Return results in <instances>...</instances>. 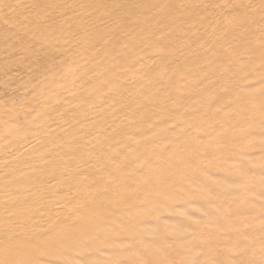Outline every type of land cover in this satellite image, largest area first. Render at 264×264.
I'll return each mask as SVG.
<instances>
[{
	"label": "bare ground",
	"instance_id": "6f19581e",
	"mask_svg": "<svg viewBox=\"0 0 264 264\" xmlns=\"http://www.w3.org/2000/svg\"><path fill=\"white\" fill-rule=\"evenodd\" d=\"M1 81L0 264H195L130 240L188 222L224 159L199 264H263L264 0H0Z\"/></svg>",
	"mask_w": 264,
	"mask_h": 264
},
{
	"label": "rangeland",
	"instance_id": "374dc122",
	"mask_svg": "<svg viewBox=\"0 0 264 264\" xmlns=\"http://www.w3.org/2000/svg\"><path fill=\"white\" fill-rule=\"evenodd\" d=\"M222 38V37H221ZM221 39L219 38V41H220ZM13 75H15V73L13 74ZM9 77H11V75L9 76ZM4 79V80H3ZM2 80L3 81H5L6 80V77H4ZM1 84H0V100H3V98H5L4 100H6V99H8V98H14V100H15V102L17 103V96L20 94V92L19 91H15V88H16V86L15 85H11V87L10 86H7V84H3V82L1 81L0 82ZM1 85L3 86V87H1ZM11 93V94H10ZM17 93V94H16ZM8 94V95H7ZM9 95H11V97L9 96ZM13 95V96H12ZM249 96H250V94H249ZM223 99V100H222ZM227 101V98H219L214 104H212V105H215V104H219V105H222V104H224V102H226ZM238 125V124H237ZM239 126V125H238ZM237 145H239V144H235V145H231L230 146V148L231 149H237ZM254 156L255 155H253V157H249L248 158V156H245V159H247L248 161H249V164H250V166L252 167V166H254L255 164V162L258 160L257 159V157L255 156V160H254ZM260 158H262V159H260V160H258V161H260L259 163V165H263V163L264 162H262V160H263V158H264V155H262ZM226 160V161H225ZM228 161V162H227ZM264 161V160H263ZM224 162H226V164L224 163ZM232 162V163H231ZM235 162H237L238 163V161H235L234 159H231V160H227V159H224V160H222V161H220V162H218L219 164L216 166V169H214V168H211L210 170H209V173H211V174H213V175H211L210 174V182H211V185H212V187H214L211 191H209L210 189H204V188H200V187H197L196 189H197V191H198V194H200L199 196H197V198L198 197H200L201 196V194H203L204 193V201L203 200H201L200 202H199V204L197 203V198L196 197H193V196H191L190 195V193H187V195L189 196H191L192 197V200L191 199H189L190 201H189V206H187V208H182V210L185 212V213H187V215H188V222H186L184 225H180L179 223H177V221L176 220H174V219H172L171 218V216H166V217H164L163 219H162V221L160 222L161 224H163V225H167V226H164V227H166V228H171V235H169V232H168V234H167V236L166 237H164L166 240H167V242H165L164 243V240L165 239H159V238H157L156 236H154V234H152V233H154L153 232V230L152 229H154V228H160V224H155V225H152V226H149V228H148V230L147 231H149V232H147L146 231V233H145V235H143V236H141V237H139V238H136V239H134L133 241H131L130 240V244L131 245H133L134 247H133V256L130 258V259H133V260H138V261H144V260H147L148 258H153V257H155V255H156V252H152V253H149V252H146L144 249L145 248H147L148 246L149 247H157V249H158V251H161V250H164L165 248H167L168 247V249H173L174 247H176V246H180V244L179 243H181L182 245H184V242H185V244H187V248H186V245H185V248H183L184 246H182L181 245V248H182V250H181V257L180 258H182V259H184V258H186V257H189L190 256V258H191V260H193L194 262L193 263H195V264H199V263H201V261H202V257H204V255H205V253L203 252V250H202V246H201V244L202 243H205V238L203 237V235L205 234V232L203 231V227L204 226H206V225H204L205 223H206V219H205V217L208 219V221L209 222H211V220L214 218V217H216L217 219H220V217H219V215H216L215 214V210H216V212H217V210H219V209H222V207H223V205H224V196H220V195H216L215 193H214V189L215 188H217V189H221V190H223V191H226L225 189H226V187L225 186H221V182H222V180L220 181L219 179L217 180V178L220 176V178H223V180H224V178L227 176V175H229L230 174V177H231V172L233 173V168L231 167V166H228V164L230 163V164H235ZM262 162V163H261ZM253 164V165H252ZM224 166V167H221V166ZM257 165V164H256ZM227 167V168H226ZM221 168V169H220ZM233 170V171H232ZM245 171H247V172H245L244 173V175H245V177H247V175H250V173H252V172H250L249 170H245ZM217 175V177H215V176ZM252 175L254 176V174L252 173ZM225 176V177H224ZM230 177H227V178H230ZM254 177H256V176H254ZM232 178H234V175L232 176ZM259 179V180H258ZM257 180H258V182L259 181H263V179L264 178H258ZM216 180H217V182H216ZM242 180V182H239V183H237L236 184V191H237V189H239V192H238V194H240L241 192H243V189H247V191H249L248 190V188H247V186L248 185H251L250 187H257L258 186V184H256V182H253L252 184H248V181L247 182H245V180H244V184L245 185H242V183H243V179H241ZM257 180H255V181H257ZM224 182V181H223ZM215 183H216V185H215ZM248 184V185H247ZM254 184H256L255 186H253ZM220 185V186H219ZM242 186H244V187H242ZM238 187V188H237ZM242 188V189H240V188ZM249 187V186H248ZM201 189H202V191H201ZM254 189V190H253ZM253 189H251V190H253L254 192H255V188H253ZM204 190V191H203ZM229 191H231L230 189H229ZM247 191H244L242 194V196L244 197H246V195L248 196L249 195V193L251 192H249V193H247L246 194V192ZM256 191H257V195H256V193L254 194L253 192H251V193H253V195H256V196H258V194H260V193H258L259 192V190L258 189H256ZM209 192V193H208ZM250 193V195H252ZM208 195V196H207ZM213 195V196H212ZM214 196H217V197H219V198H215ZM241 195H239V197H240ZM244 197V198H245ZM242 198V197H241ZM216 199H218V200H216ZM221 200V201H220ZM205 202H207L208 203V205L206 206V205H204V204H207V203H205ZM192 203H196V204H192ZM211 203H212V205H211ZM215 203V204H214ZM219 203V204H218ZM220 203H221V205H220ZM210 204V205H209ZM213 204H214V206H213ZM218 204V205H217ZM197 205H198V207H197ZM200 205V206H199ZM204 205V206H203ZM195 206V207H194ZM209 206V207H208ZM211 206L214 208V209H212L211 208ZM192 207H194V208H192ZM189 208H192V210L193 209H195V208H197L198 209V211H197V209L196 210H193V211H191V209H189ZM208 208V209H207ZM181 210V211H182ZM212 210H214V211H212ZM194 211H197V212H194ZM195 213H197V214H195ZM192 216H191V215ZM213 215V217H212V215ZM198 217V218H197ZM194 219V220H193ZM227 219V218H226ZM197 220V221H196ZM193 221V222H192ZM195 221V222H194ZM227 221H229V220H227ZM224 222L226 223V224H228V222H226V220H224ZM166 223V224H165ZM176 225V226H175ZM177 227L178 229L176 230V228L175 227ZM232 226V225H231ZM191 227H193V229L191 228ZM227 227L228 228H225L226 229V232H225V234H223L222 236H224V237H226V233L228 234V233H230V232H232L233 230L231 229V227H230V223L227 225ZM233 227V226H232ZM170 228H169V230H170ZM173 228V229H172ZM182 229V230H179V229ZM225 229H223L224 231H225ZM227 229H229V230H227ZM185 230V231H184ZM230 230H232V231H230ZM151 231H152V233H151ZM185 233H184V232ZM227 231H229V232H227ZM151 233V234H150ZM186 233H187V235H186ZM190 233V234H189ZM156 234V233H155ZM150 236V238H152V242L154 243V245H153V243H148V242H146L145 241V237H147V236ZM188 238H187V237ZM174 239V240H171V239ZM125 238H120V239H118V240H115V241H113V246H115V245H119L121 242L122 243H125V240H124ZM185 239V240H184ZM139 240H140V242H139ZM165 240V241H166ZM171 240V246L170 245H168V241H170ZM176 240V242L175 243H177V244H173V242ZM182 240L184 241V242H182ZM198 240V241H197ZM200 240H202V241H200ZM124 241V242H123ZM143 241V242H142ZM173 241V242H172ZM181 241V242H180ZM158 242H159V244H158ZM163 242V243H162ZM199 242V243H198ZM93 243H99L98 241H95V242H93ZM138 243H141V244H139L138 245ZM160 243H162V244H160ZM192 243V244H191ZM197 243V244H196ZM158 244V245H157ZM188 244H190L191 246L193 245L194 247H190V245H188ZM94 245H97V244H94ZM162 245H164V247L162 246ZM142 246H143V248H142ZM147 246V247H146ZM198 247L200 248V249H198ZM196 249V250H195ZM204 249V248H203ZM199 251V253H198V251ZM110 253H108L106 256L108 257V259H112V260H114V259H119L120 257H122V256H124L125 254L124 253H122V252H118V253H115V251L112 249V250H108ZM107 251V252H108ZM170 250H168V252H169ZM194 251L195 253H197V254H199V255H197V254H193L192 252ZM98 251H91L90 252V254L88 253V256L89 257H94V255L96 256L98 253H97ZM112 252V253H111ZM164 252V251H163ZM168 252H164L163 253V256L165 255V254H167ZM189 253V254H188ZM192 254L194 255V256H196V258H195V260H194V258H193V256H192ZM204 254V255H203ZM113 255V256H112ZM186 256V257H185ZM80 257V256H79ZM116 257V258H115ZM199 257V258H198ZM178 258H179V256H178ZM82 260H83V257L81 258ZM201 259V260H200ZM78 261V262H80V263H78V264H85L84 262H85V260H83V261ZM51 262H55V261H51ZM83 262V263H82ZM263 264H264V261H263Z\"/></svg>",
	"mask_w": 264,
	"mask_h": 264
}]
</instances>
